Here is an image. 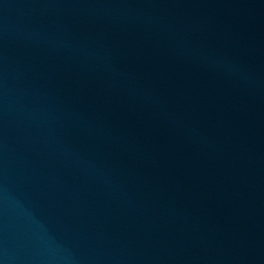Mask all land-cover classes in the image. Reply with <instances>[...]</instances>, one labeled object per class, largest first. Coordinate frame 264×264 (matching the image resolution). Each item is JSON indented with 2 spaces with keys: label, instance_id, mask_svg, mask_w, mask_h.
<instances>
[{
  "label": "water",
  "instance_id": "95a60500",
  "mask_svg": "<svg viewBox=\"0 0 264 264\" xmlns=\"http://www.w3.org/2000/svg\"><path fill=\"white\" fill-rule=\"evenodd\" d=\"M0 264H264V14L0 0Z\"/></svg>",
  "mask_w": 264,
  "mask_h": 264
}]
</instances>
